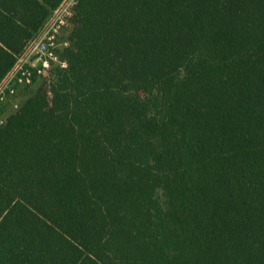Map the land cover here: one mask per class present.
<instances>
[{"label": "trees", "instance_id": "obj_1", "mask_svg": "<svg viewBox=\"0 0 264 264\" xmlns=\"http://www.w3.org/2000/svg\"><path fill=\"white\" fill-rule=\"evenodd\" d=\"M64 1L0 0V86ZM66 27L0 125V264H264V0Z\"/></svg>", "mask_w": 264, "mask_h": 264}, {"label": "built area", "instance_id": "obj_2", "mask_svg": "<svg viewBox=\"0 0 264 264\" xmlns=\"http://www.w3.org/2000/svg\"><path fill=\"white\" fill-rule=\"evenodd\" d=\"M76 0H65L54 12L49 23L43 28L40 36L32 45L28 54L21 59L0 86V125L5 121L8 103L18 108L16 98L23 87L33 83L35 76L51 67L56 61L55 50L60 45V36L64 27L73 15V5ZM65 66V63H62Z\"/></svg>", "mask_w": 264, "mask_h": 264}, {"label": "rangeland", "instance_id": "obj_3", "mask_svg": "<svg viewBox=\"0 0 264 264\" xmlns=\"http://www.w3.org/2000/svg\"><path fill=\"white\" fill-rule=\"evenodd\" d=\"M64 32H63V34H62V41H63V39H64V37L66 36V34L68 33V31H69V27H66V28H64V30H63ZM39 83V82H38ZM37 83V84H38ZM36 84V85H37ZM36 85H34V86H36ZM35 88V87H34ZM25 98V95H20V93H19V95H18V97L16 98V101H17V103H19L20 104V102H22V100ZM11 108H13L12 106H11V104L10 103H8V106H7V108H6V114L5 115H7V114H9L11 111H13V109H11Z\"/></svg>", "mask_w": 264, "mask_h": 264}]
</instances>
